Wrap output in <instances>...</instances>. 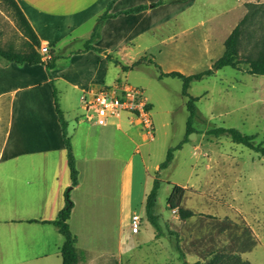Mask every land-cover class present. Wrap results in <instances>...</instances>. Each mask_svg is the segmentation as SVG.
Instances as JSON below:
<instances>
[{
    "label": "rangeland",
    "instance_id": "374dc122",
    "mask_svg": "<svg viewBox=\"0 0 264 264\" xmlns=\"http://www.w3.org/2000/svg\"><path fill=\"white\" fill-rule=\"evenodd\" d=\"M144 2L141 4L147 5V10L152 9L151 24L173 15L179 18L142 35L128 52L110 55L127 67L143 58L139 65L123 71L106 59L89 82L94 86L129 84L140 88L150 104L148 115L153 137L137 121L132 127L137 147L132 149L148 174L161 182L154 209L159 236L156 237V229L146 219L143 201V207L136 210L141 217L138 234L130 232V220L122 210L113 228L106 220H94L77 229V249L87 251L79 264H183V260L207 264L214 256L223 258L233 254L250 264H264V154L235 144L227 136L206 135L212 128H236L242 134L254 135L255 145L264 149V76H252L230 67L217 70L213 67L223 54V41L252 4L260 8L253 11L254 18L242 32L237 47L240 66L247 68L243 61L254 57V44L264 27L261 11L264 0ZM157 2L160 4L150 7ZM208 17H213V21L205 20ZM199 20H204L202 26L197 23ZM0 48L15 52L29 50L27 39L1 1ZM53 56L57 58L58 54ZM67 63H58L54 74ZM19 67L0 59V82L5 76L16 77ZM209 69L213 74L191 82L187 91L189 96L198 98L192 124L194 137L173 153L167 169L157 171L155 167L165 159L167 150L184 138L188 114L186 98L181 95V81L160 77V71L188 76ZM81 73L80 78L87 79L94 71ZM118 135L123 140V135ZM120 148L121 162L113 166L114 176L121 174L131 154V148L122 142ZM153 180L148 179L147 192ZM173 185L185 190L181 207L193 212V217L181 220L174 210L167 209L166 201ZM176 245L184 258L176 251Z\"/></svg>",
    "mask_w": 264,
    "mask_h": 264
},
{
    "label": "crops",
    "instance_id": "0c3cea01",
    "mask_svg": "<svg viewBox=\"0 0 264 264\" xmlns=\"http://www.w3.org/2000/svg\"><path fill=\"white\" fill-rule=\"evenodd\" d=\"M110 1L15 0L40 46L48 47L51 55L46 53L43 59L54 58V65L47 69L48 62L22 64L16 77L5 76L0 82V264H61L63 237L55 226L45 222L55 220L64 207L66 190L73 203L68 225L76 237V247L77 229L94 220H106L113 228L120 210L130 220L143 207L148 179L153 178L132 149L137 147L132 132L137 121L124 114L107 126L89 123L82 119L79 97L84 91L112 85L94 86L89 82L107 55L128 52L139 37L177 21L179 16L151 24L149 9L106 19L90 43L102 52H81ZM141 3L144 0H116L109 13ZM205 20L211 22L213 17ZM197 23L202 26L204 20ZM60 62L68 65L54 74ZM81 71L94 73L81 79ZM52 87L75 159L76 186H71ZM120 141L131 148V154L121 174L114 176L112 168L121 162Z\"/></svg>",
    "mask_w": 264,
    "mask_h": 264
},
{
    "label": "trees",
    "instance_id": "16d2710c",
    "mask_svg": "<svg viewBox=\"0 0 264 264\" xmlns=\"http://www.w3.org/2000/svg\"><path fill=\"white\" fill-rule=\"evenodd\" d=\"M6 7L10 10L11 15L15 22L17 23L21 33L23 36L27 39V45L29 47V50L27 52H15L12 49H2L0 48V59L4 60L8 63H14L17 65L22 64H29V65H36V64H45L47 69H51L54 65V58H49L44 60V55H42L39 52L40 47V41L37 38L36 34L34 33L33 29L31 28L29 22L23 15L22 11L20 10L19 6L15 2V0H0ZM116 0H111L106 10L97 18V23L93 29V32L89 38V40L85 43L84 48L81 52H86L89 50L96 51V52H102V49L93 47L90 43L91 41L98 36V28L99 25L105 21L106 19L115 18L119 15H127V14H139L145 10L148 9L147 5H138L135 7H132L130 9L120 11L114 14L109 13L113 3ZM160 2H157L155 4L150 5V7H155L159 5ZM263 9L261 10L264 13V5ZM248 7L250 10L240 19V21L236 24V26L231 30L228 37L223 42L224 51L223 54L214 62L213 67L217 70L222 67H230L235 70L242 71L246 74L252 75V76H264V27H262V33L260 34V39L255 41L254 48H255V55L253 58L248 57L243 61V64L247 65L246 69H243L240 64L241 61L238 60V53H237V47L240 41V37L242 32L249 27L250 22H252L251 19L254 18L255 12L254 10H258L260 7H256L255 5L249 4ZM107 60L112 61L115 65H119L123 71L128 70L130 68H133L134 66L139 65L143 58L135 61L130 67L123 66L119 61L112 59L110 55L106 56ZM213 74V71L211 69L193 74V75H183L179 72H169V73H163L160 71V77H172L179 79L182 84L181 86V95L186 98V110H187V120L185 125V134L184 138L174 147H170L167 152L165 159L158 165L157 171L165 170L169 166V164L173 160V153L176 150H180L182 145L188 140V135L190 133L195 132L192 124L193 121L197 115L196 105L198 98L191 97L188 95L187 91L189 89V86L191 82L194 81H200L203 77L209 76ZM52 84V82H51ZM52 96L54 99V106H55V112L58 116L59 123L61 125L62 129V136H63V144L65 146L66 151V160H67V166L69 168L70 173V180H71V186L77 185V178H78V172L76 170L75 166V159L72 153L71 144L69 141V138L67 137L66 132V122L63 119L62 112L60 111L57 103L56 98V91L54 87H52ZM206 135L208 136H214V137H220V136H227L231 139V141L235 144H241L245 148L250 149L256 153H262L264 154V149L261 148L259 145H255L254 143V135H245L242 134L239 130L236 128H224V127H217L212 128L206 131ZM152 187L149 190V192L146 194L144 199V210L146 219L148 222L156 229L157 235L159 236V224H158V216L155 214L154 209L157 201L158 191L161 185V182L157 178H153ZM184 189L178 185H173L172 192L170 196L167 198L166 206L169 210H174L179 219L185 220L189 219L194 216L193 212H190L189 210H186L181 207V201L184 195ZM64 207L58 212L57 217L53 221L45 222L52 224L55 226L58 230V232L63 237V244L61 247V264H78V262L83 260L82 252H79L76 247V237L72 234V232L69 229L68 220L71 214V209L73 207V203L69 198V192L68 190L64 193ZM174 234V233H172ZM176 251L180 254L182 258H184V254L180 250L179 246H175ZM183 264H198V262L195 263H188L187 261L183 260ZM207 264H250L248 261H242L239 256L237 255H230L225 257H218L214 256L212 257Z\"/></svg>",
    "mask_w": 264,
    "mask_h": 264
},
{
    "label": "built area",
    "instance_id": "2783aa9c",
    "mask_svg": "<svg viewBox=\"0 0 264 264\" xmlns=\"http://www.w3.org/2000/svg\"><path fill=\"white\" fill-rule=\"evenodd\" d=\"M39 52L46 55L48 47L40 46ZM79 104L82 119L89 123L107 126L116 123L122 115L127 114L131 117V121H139L146 134L153 137V126L148 115L150 104L140 88L115 82L112 85L82 92ZM140 221L141 217L138 213L131 216L129 221L131 233L138 234Z\"/></svg>",
    "mask_w": 264,
    "mask_h": 264
},
{
    "label": "water",
    "instance_id": "95a60500",
    "mask_svg": "<svg viewBox=\"0 0 264 264\" xmlns=\"http://www.w3.org/2000/svg\"><path fill=\"white\" fill-rule=\"evenodd\" d=\"M193 137H194V133H190L188 139H192Z\"/></svg>",
    "mask_w": 264,
    "mask_h": 264
}]
</instances>
